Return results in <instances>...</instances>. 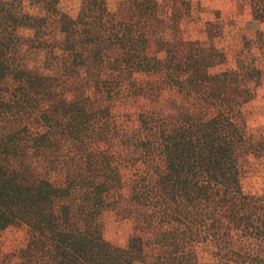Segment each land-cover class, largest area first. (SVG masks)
Wrapping results in <instances>:
<instances>
[{"label": "trees", "instance_id": "16d2710c", "mask_svg": "<svg viewBox=\"0 0 264 264\" xmlns=\"http://www.w3.org/2000/svg\"><path fill=\"white\" fill-rule=\"evenodd\" d=\"M24 1L0 0V230L28 226L20 264H197L195 242H211L219 264H263L264 194L245 193L240 162L264 155L243 110L261 85L256 59L243 50L222 68L217 22L206 41L163 38L151 53L150 28L170 19L177 34L191 0H121L115 11L80 0L76 16L60 0H30L46 15ZM251 10L264 21V0ZM25 45L58 72L21 63ZM123 87L151 99L133 133L94 98L113 102ZM123 161L142 165L127 193ZM108 208L134 224L124 247L104 237Z\"/></svg>", "mask_w": 264, "mask_h": 264}, {"label": "rangeland", "instance_id": "374dc122", "mask_svg": "<svg viewBox=\"0 0 264 264\" xmlns=\"http://www.w3.org/2000/svg\"><path fill=\"white\" fill-rule=\"evenodd\" d=\"M121 0H108L109 8L115 11ZM24 8L33 14L46 15L41 6H32L30 0L24 1ZM61 10L76 16L80 0H60ZM208 22H217L216 43L222 47L227 54V62L222 68L234 67L241 51L248 52V56L255 58L256 62L263 69L261 85L258 87L255 97L244 105L246 129L249 135L255 140L264 139V38L260 39L258 32H264V21H256L252 16L251 0H191V10L179 24V32L175 33V24L170 19L155 24L150 28V52L157 53V40L165 39L172 42H194L196 40L206 41L208 38ZM53 27V26H52ZM216 28V27H215ZM27 33V31H26ZM28 33H30L28 31ZM54 35V33L52 34ZM57 36H61L57 34ZM246 39L250 40V49L245 47ZM164 56L165 52H158ZM20 62L29 68L37 69L42 73L58 72L56 63L50 66L51 61H46V52L40 48H33L25 45L20 53ZM83 73V72H82ZM85 75V73H83ZM82 75V77H84ZM104 75L108 76V71ZM89 93L93 94L90 89ZM172 95L170 91H163L162 99ZM97 98L102 106L112 104V113L119 124L131 133L140 125L139 115L142 111L151 106V99L148 96L135 97L123 87L120 96L115 97L113 102L102 96ZM114 150L118 151V146ZM39 158L35 157L37 164ZM242 186L247 194H264V155L247 154L241 158ZM142 165H127L123 161L121 173L124 181L123 192L127 193L132 174ZM39 170H41L39 166ZM54 180L55 177L53 178ZM136 215L138 212H135ZM127 212L117 214L116 210L108 208L102 214L104 237L112 244L126 246L134 231V224L125 218ZM141 229V230H140ZM139 233L145 238L155 236L145 224L142 223ZM28 241V226L25 224L10 226L0 230V264H20V250L25 247ZM194 249L197 253V264H219L214 255V245L211 242H195ZM152 250H149L151 252ZM264 254V253H263ZM264 264V263H263Z\"/></svg>", "mask_w": 264, "mask_h": 264}]
</instances>
